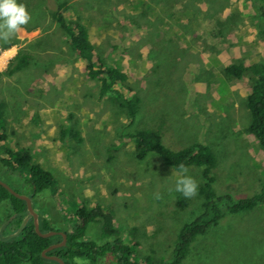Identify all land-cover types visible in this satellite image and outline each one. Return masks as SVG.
Here are the masks:
<instances>
[{"label":"rangeland","instance_id":"374dc122","mask_svg":"<svg viewBox=\"0 0 264 264\" xmlns=\"http://www.w3.org/2000/svg\"><path fill=\"white\" fill-rule=\"evenodd\" d=\"M67 1L66 14L86 28L94 55L128 74L132 94L140 99L135 124L126 126V112L111 95L99 97L97 81L87 77L43 0H18L30 21L7 40L0 39V72L20 50L31 54L33 62L13 76L0 77L5 146L28 150L33 162L52 174L53 185L32 198L27 171L0 169V181L29 197L35 213L55 232L75 226L80 206L102 207L112 213L123 241L132 245L131 257H151L160 264L170 259L181 228L202 213L203 199L197 188L180 209L172 175L177 171L153 153L138 160L128 136L160 130L163 144L173 151L205 144L215 156L211 175L217 194L238 200L259 192L264 153L246 131L251 76L237 79L223 73L229 64L264 65L259 4ZM7 43L13 45L3 49ZM186 174L198 187L203 184L202 168L190 167ZM8 211V203H1L0 225ZM86 236L101 245L112 242L101 239L98 222L88 226ZM98 264H115V259L106 256ZM181 264H264V204L226 214L191 244Z\"/></svg>","mask_w":264,"mask_h":264},{"label":"trees","instance_id":"16d2710c","mask_svg":"<svg viewBox=\"0 0 264 264\" xmlns=\"http://www.w3.org/2000/svg\"><path fill=\"white\" fill-rule=\"evenodd\" d=\"M248 1L259 4L260 17L264 21V0ZM43 6L50 12L51 19L65 35L66 43L75 56L84 63L87 77L97 81L99 97L111 95L112 100L117 101L126 112V126L132 127L138 114L140 99L132 94L133 90L128 84V74L113 64H104L100 57L94 55V47L86 28L81 23L69 19L66 14L67 0H43ZM262 34L264 35V29ZM12 45L13 43H7L2 45V48L8 49ZM32 62V55L20 50L6 70L0 72V77L3 74L13 76L16 72L28 68ZM223 73L229 78L237 79L250 74L251 86L246 96V108L250 113L251 121L246 131L254 136L264 153V65L229 64L224 67ZM3 116L4 106L0 103V153L3 155V158L0 157V169L9 172L27 171L33 198L53 185L52 174L41 165L34 163L28 150H13L5 146L7 135L2 127ZM75 138L79 140L77 132ZM128 138L135 142L134 151L138 160H145L153 153L175 171H178L181 165L186 170L190 167L202 168L203 184L198 187V194L203 199L202 213L181 228L170 259L160 264H181L189 253L191 244L199 236L205 235L209 228L216 225L226 214L248 212L264 204V181L259 192L249 198L234 200L229 194L215 192L213 187L215 178L211 175L215 156L205 144L193 143L181 150L173 151L163 144L160 130H138ZM3 202L8 203L9 210L4 220L13 217L9 229L15 232L27 215L26 202L0 185V204ZM188 203V198L178 194L176 204L180 209H184ZM76 218L75 226L65 232L67 237L65 245L49 251L46 255L56 256L65 264H98V260L106 256H112L115 264H155L151 257L143 261L131 257L132 245L123 241L112 213L105 212L102 207L82 205L76 211ZM95 222L101 225V239H112V242L101 245L87 238V228ZM38 224L42 233L53 231L50 222L45 218L38 217ZM61 241L62 236L59 234L49 238L40 237L35 231L33 220L30 219L17 237L7 241L0 240V264H59L45 258L42 253L51 245ZM78 260L81 262L79 263Z\"/></svg>","mask_w":264,"mask_h":264},{"label":"clouds","instance_id":"9594fccd","mask_svg":"<svg viewBox=\"0 0 264 264\" xmlns=\"http://www.w3.org/2000/svg\"><path fill=\"white\" fill-rule=\"evenodd\" d=\"M30 14L24 3L18 0H0V39L7 40L11 35L18 32L21 27L28 24ZM183 165L174 175L175 192L184 198L196 195L198 185L196 181L186 174Z\"/></svg>","mask_w":264,"mask_h":264},{"label":"water","instance_id":"95a60500","mask_svg":"<svg viewBox=\"0 0 264 264\" xmlns=\"http://www.w3.org/2000/svg\"><path fill=\"white\" fill-rule=\"evenodd\" d=\"M0 185L3 186L6 190H8L15 197L25 201L26 202V206H27V215L24 218V220H23L22 224L20 225L19 229L13 235H10V236H7V237H2L1 238L2 241H7V240H9L11 238L17 237L22 232V230L24 229V227L26 226V224H27V222H28V220L30 218L33 219L35 231L40 237L49 238V237L54 236L56 234V232H54V231H50V232H47V233H42L40 231L39 224H38V215L33 210L32 202H31V199L29 197L20 195L19 193H17L16 191L12 190L9 186H7L5 183H3L1 181H0ZM3 229H4V227L1 228L0 235L2 234ZM61 235H62V238H63L62 239V243L50 246L49 248H47V249H45L43 251L42 255L45 258L53 260V261H56L59 264H65L63 260H61L60 258H58L56 256H48V255H46L49 251L65 245L66 239H67L66 234L62 233Z\"/></svg>","mask_w":264,"mask_h":264},{"label":"flooded vegetation","instance_id":"af4514ba","mask_svg":"<svg viewBox=\"0 0 264 264\" xmlns=\"http://www.w3.org/2000/svg\"><path fill=\"white\" fill-rule=\"evenodd\" d=\"M30 219H32V218H30ZM29 219V220H30ZM12 220H13V217H10V218H8V219H6L5 220V222L2 224V225H0V231H1V228H3L4 227V229H3V231H2V234L0 235V240H1V238L2 237H7V236H10V235H13L14 233H16V231L15 232H13V233H6V230L7 229H9V225H10V223L12 222ZM28 220V221H29ZM33 220V219H32ZM54 232H55V230H53ZM63 232H60V231H58V232H56V234H59V235H61ZM65 234V233H64ZM7 235V236H6ZM62 236V235H61ZM63 239V238H62ZM60 243H62V241L60 242ZM60 243H58V244H60ZM54 245H56V244H54ZM52 246V245H51Z\"/></svg>","mask_w":264,"mask_h":264}]
</instances>
